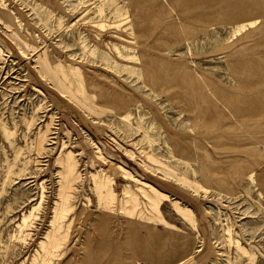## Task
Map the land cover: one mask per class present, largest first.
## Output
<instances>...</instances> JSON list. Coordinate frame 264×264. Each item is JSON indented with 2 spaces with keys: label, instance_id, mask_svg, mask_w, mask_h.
<instances>
[{
  "label": "rangeland",
  "instance_id": "1",
  "mask_svg": "<svg viewBox=\"0 0 264 264\" xmlns=\"http://www.w3.org/2000/svg\"><path fill=\"white\" fill-rule=\"evenodd\" d=\"M0 264H264V0H0Z\"/></svg>",
  "mask_w": 264,
  "mask_h": 264
}]
</instances>
